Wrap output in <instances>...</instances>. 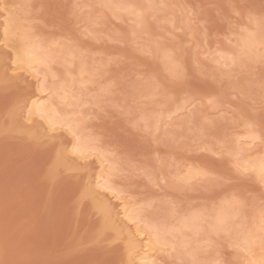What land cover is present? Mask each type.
Wrapping results in <instances>:
<instances>
[{"label":"rangeland","instance_id":"374dc122","mask_svg":"<svg viewBox=\"0 0 264 264\" xmlns=\"http://www.w3.org/2000/svg\"><path fill=\"white\" fill-rule=\"evenodd\" d=\"M116 1L132 2L140 17L99 0H0V260L128 264L131 222L115 214L126 202L168 228L193 214L203 219L199 232L184 233V248H157L158 264H250L264 254V230L252 254L236 240L255 233L264 211V183L242 168L264 157V45L236 55L242 35L264 36V0ZM11 16L45 51L64 54L37 72L15 68L21 33L3 34ZM32 98L74 120L92 155H73L69 129L58 125L56 135L44 118L27 122ZM191 168L198 173L183 180ZM101 172L121 201L104 190L88 195ZM99 201L119 231L104 225ZM228 206L230 224L213 232Z\"/></svg>","mask_w":264,"mask_h":264},{"label":"bare ground","instance_id":"6f19581e","mask_svg":"<svg viewBox=\"0 0 264 264\" xmlns=\"http://www.w3.org/2000/svg\"><path fill=\"white\" fill-rule=\"evenodd\" d=\"M99 1L102 2L104 5H106L107 7L111 8L112 10H115V12L116 11L125 12V13L132 15L134 17H137V18L140 17V15H141V14L139 15V13H138V11L140 12V10H138V8L137 9L134 8L133 5L131 4L132 2L129 4L128 3L124 4V3L120 2V1H116V0H115V2H112V1L109 2L108 0H99ZM150 2H152L151 5H153L154 1L150 0ZM15 18L13 16H11L9 19H7V20L5 19V24L3 26V34H5V35H9V36L14 35V34L16 35V32H18V31H20L18 33H21L19 38L16 41V47H15L16 52H15L14 59H13V64L15 65V68H17V69L23 68L22 70L26 69L25 72L27 70L28 71L34 70L37 72L38 66L43 65V64H47L50 60H52V58H54L53 56H55L57 53L58 54L59 53L64 54V52H63L64 50H58V52L56 54H51L50 52L45 51L42 44L40 43L37 35L33 34L32 32L29 33V31L27 32V31H25V29L23 31V26L21 25L22 26L21 27L19 22L17 23V21H18V20H16L17 18L16 19ZM138 21H140V20H138ZM141 21H142V19H141ZM257 29H258V27H257ZM259 33L251 32V33L244 34V36L242 35V37H241L242 39L240 38V41H239L240 43L238 45V48H239L238 52L239 53H238V55H236L237 59L241 56L242 57H244V56L245 57L246 56L251 57L252 55L254 56V54H256L255 51L258 52L257 47L259 45H264V41H263L264 36H263V34H259ZM260 35H262L263 37ZM259 47H262V46H259ZM262 52H264V51H262ZM169 57H171V56H169ZM169 57H167L168 60H169ZM237 59H235L234 55H233V59L232 60L230 59V61L233 62V63L231 62V64H234V61L235 60L237 61ZM239 60H240V58H239ZM12 69L14 70V68H12ZM12 69H10V70H12ZM30 74H31V72H30ZM40 82H41L40 83V91L41 90L45 91L47 88L45 87L44 82L42 80ZM64 93H65V95L61 97L62 100H68L69 98H71L70 90H69V92L64 90ZM33 99L34 98H32L31 100L29 99L30 100V102L28 103L29 107H28L27 112H25V114H24V117L26 116L25 120H27V122H30V121L33 122L34 117H32V116H36V117L38 116V118L39 117H40V119L44 118L45 121L47 122L46 127H47V130H49L48 132H51V131L56 132L58 130L57 129L58 125H59V128H62V126H63L67 129H69L71 131V133L75 134V136L77 138L76 143L72 145V148L70 150L73 153V155H75L76 157L78 156L77 158L80 157L79 160H81L82 158L86 159V158H88L87 156L92 155L91 152H94L95 149L90 144V141L89 140H78L79 138L77 137V134H76L77 124L74 120L66 118L67 116H65L64 114H61L60 112H58L56 110H52L47 104L39 102L40 100L38 98H37L38 100H35V99L33 100ZM30 119H32V120H30ZM30 124L32 125V123H30ZM53 125H55L57 127V128H55V130H52ZM48 132L46 134L48 136L49 135L51 136L52 133L48 134ZM54 135H55V133H54ZM56 135H57V132H56ZM45 138H49V137H45ZM249 138L253 142V140H255L257 137L251 135V136H249ZM99 154H102V153H99ZM102 157H103L102 161H99L100 164H103L104 163L103 160L106 161V159H107V158L105 159L106 156L104 154L102 155ZM64 158L65 157L62 156L60 158V160L62 162L63 161L65 162L66 159H64ZM67 164L68 163H66V165ZM242 164H243L242 168L252 169L254 172H256V175H258V177H259L260 176V170H261L262 166H264V157H258V158H255L253 160L245 161V162H242ZM101 167H102V165H101ZM111 169L115 171L114 165L111 166ZM197 173L198 172L193 171L191 168V171L187 172V174L184 176L183 180L187 181L190 178L192 179V177H194ZM108 176L109 175H107L105 177L104 174L102 175V172L98 173L93 179L94 188L92 186L89 187V189L87 188L88 195L90 193V196H93L94 193H96V191L94 189L97 190L98 194H100L99 191L104 190L105 192L108 191L107 192L108 196L111 195L112 198L114 196L115 199H118L119 197H115V196L116 195L118 196L120 191H118L114 188L112 181H111V179H109ZM90 190L91 191L94 190V191L90 192ZM113 191L117 194L112 195ZM109 192H110V195H109ZM102 193H101V195H102ZM119 199H121V198H119ZM119 199H118V201H121ZM124 203L123 204L118 203L120 205L119 206V212L118 213L116 212L115 214H116V216L118 215V216L125 217L126 218V221H125L126 224L127 223L130 224L129 222H131L130 225H128V224L127 225L129 227V229L131 226L132 230L131 231L127 230V231H125L126 233L124 232L125 233L124 235L126 236L125 243H127L126 245L128 246L127 247L128 248L127 249L128 264H158V262H157L158 259L156 260L155 259L156 257H154L155 255H153V254L155 251H157L159 249L160 246H170L169 248H171L172 250L175 249L177 246L184 248V246L186 244L184 233L186 231H192L194 233H197L200 231V229L202 227L201 222L203 219L201 220V217L197 214H193V215H190L188 217L180 219L178 221V224L174 228L173 227L168 228V227H165V225H163V224L159 225V223H155V222H147V221H144L142 219L139 211H136L135 209H133L129 205L130 203L129 204H127L126 202H124ZM97 204L99 205V207H97V206L96 207L100 208V210H102V212L104 214V217H105V224L104 225H107L106 227H108L110 229L112 228V230L119 231V230H117L118 227L115 225L116 221L113 220V218H114L113 216L115 214L112 213L109 208H107V203L103 202V201H99V202H97ZM220 209L221 210L216 213V216L214 217L213 222H211V224H210V228L213 230V232H217L220 229H223L222 227H225V225L228 223L230 224V221L234 217V214H235V213H233L231 206L230 207L228 206L225 208L222 207ZM122 217H120V219L116 218L117 222L119 220V222L123 223L124 219ZM141 223H143V225ZM260 224L256 225L257 227H255L256 228L255 233L253 231H252L253 233H245V234L241 235L236 240L238 246H241V248H243L245 250V252H247L248 254L251 252L253 253V251H254L253 247L255 245H258V242L260 239L259 230L261 232H262V230H264V228L262 226H260ZM119 225H121V224H119ZM122 225H124V224H122ZM119 228H120V226H119ZM120 233H122V232L120 231ZM251 257L252 258L250 259V264H261V261H264V254L259 255V256L253 255Z\"/></svg>","mask_w":264,"mask_h":264},{"label":"snow or ice","instance_id":"6c2138e0","mask_svg":"<svg viewBox=\"0 0 264 264\" xmlns=\"http://www.w3.org/2000/svg\"><path fill=\"white\" fill-rule=\"evenodd\" d=\"M262 15L260 17L261 21L264 22V7H262ZM252 18L250 17V20ZM55 125H53V130H55ZM237 171L239 172L240 169L237 168ZM244 171H247V169H244ZM49 179H54L55 178V171L53 169H49L48 174H47ZM218 180H223L225 179L224 177H218ZM260 179L261 182L264 183V166H262L260 170ZM262 207H264V199H262ZM262 217V224H264V211L261 213ZM262 244H264V239H262ZM0 264H54V262H40V261H17V260H9V259H3L0 260ZM192 264H199L198 261L193 260ZM217 264H220V262H217ZM224 264H227V262H224ZM261 264H264V261H261Z\"/></svg>","mask_w":264,"mask_h":264}]
</instances>
